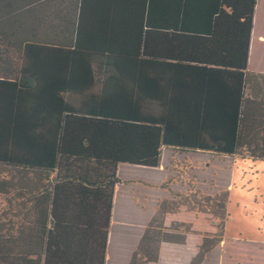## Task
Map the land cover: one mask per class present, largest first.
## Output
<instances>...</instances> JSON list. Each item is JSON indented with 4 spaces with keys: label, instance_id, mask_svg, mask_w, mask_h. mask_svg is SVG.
Listing matches in <instances>:
<instances>
[{
    "label": "trees",
    "instance_id": "1",
    "mask_svg": "<svg viewBox=\"0 0 264 264\" xmlns=\"http://www.w3.org/2000/svg\"><path fill=\"white\" fill-rule=\"evenodd\" d=\"M256 1L0 0V264H107L122 163L159 167L163 149L264 163ZM173 196L128 264L184 243L190 224L163 225L181 207L214 218L191 264L222 241L227 190Z\"/></svg>",
    "mask_w": 264,
    "mask_h": 264
},
{
    "label": "rangeland",
    "instance_id": "2",
    "mask_svg": "<svg viewBox=\"0 0 264 264\" xmlns=\"http://www.w3.org/2000/svg\"><path fill=\"white\" fill-rule=\"evenodd\" d=\"M261 8L262 4L258 5L259 11ZM263 14L261 10L254 15L251 52L259 50L264 55ZM117 176L120 182L115 185L109 242L110 248L114 245L123 247L116 246L114 256L109 255V258L124 260L129 255L157 202L167 198L174 200V194L214 195L227 190L229 216L225 233L222 241L200 264H264V163H251L226 155L163 149L159 167L122 163L118 165ZM166 181H169L167 186L171 193L160 188ZM167 217L168 228L172 227L171 222L188 223L192 227L184 251L172 259L174 264H191L188 258L195 255L201 235L215 230L214 218L184 207ZM147 264H157V261Z\"/></svg>",
    "mask_w": 264,
    "mask_h": 264
},
{
    "label": "crops",
    "instance_id": "3",
    "mask_svg": "<svg viewBox=\"0 0 264 264\" xmlns=\"http://www.w3.org/2000/svg\"><path fill=\"white\" fill-rule=\"evenodd\" d=\"M261 4L263 7V8H261V10H263V13H264V0H257L256 5H255V9H254V15L261 13V10L260 11L258 10V5L260 7ZM254 15H253V22H254ZM263 16H264V14H263ZM256 37L257 38L259 37L258 32L256 34ZM252 39H253V27L251 30V38H250V46H249V54H248V70L254 71V72L264 73V55L259 50H258L259 53H258V51H257V53H255V51L251 52ZM155 208H156V206L154 207V210H152L151 214L149 215L150 217L155 213ZM167 216L164 219V223H165L164 225L165 226L169 225L166 223L168 220ZM176 220L177 219H175L174 221H176ZM110 228H111V226H110ZM109 232H110V229H109ZM189 236H190L189 233L185 234V241L182 244L171 243V242H161L160 246H159V250H158L157 264H161V262L164 264H174L172 259H174L177 256L175 254L179 253L182 250L184 251V249L186 247V242L188 241ZM139 239H140V237H139ZM139 239L137 241V244L139 242ZM137 244H135V246H131V249L129 250V255L124 260H119V258H114V259H112L111 257L109 258V255L114 256L113 255V249L114 248L123 247V246L122 245L121 246L120 245H114V246H112V248H110L109 233H108V241H107V249H106V263L107 264H128L130 257H131V253L136 248ZM178 246H183L182 247L183 249L181 247H178ZM115 252H117V251H115ZM115 252H114V254L116 255ZM119 252L122 253V251H119ZM190 260H191V256H189V258H188L189 263H190ZM183 261H185V259H183Z\"/></svg>",
    "mask_w": 264,
    "mask_h": 264
}]
</instances>
